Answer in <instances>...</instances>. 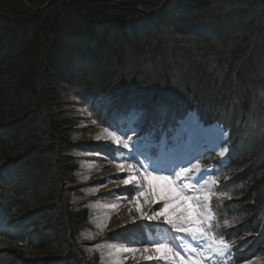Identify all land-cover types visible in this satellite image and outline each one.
<instances>
[{
	"label": "trees",
	"instance_id": "trees-1",
	"mask_svg": "<svg viewBox=\"0 0 264 264\" xmlns=\"http://www.w3.org/2000/svg\"><path fill=\"white\" fill-rule=\"evenodd\" d=\"M144 10L0 0V264H101L82 250L92 224L75 201L74 153L115 151L69 142L68 97L101 129L136 109L134 136L148 140L190 111L219 124L230 151L223 164L207 160L219 183L212 228L255 246L253 254L234 247L233 264H264V0H172ZM162 100L167 119L158 126ZM155 229L139 221L103 239L141 246Z\"/></svg>",
	"mask_w": 264,
	"mask_h": 264
},
{
	"label": "snow or ice",
	"instance_id": "snow-or-ice-1",
	"mask_svg": "<svg viewBox=\"0 0 264 264\" xmlns=\"http://www.w3.org/2000/svg\"><path fill=\"white\" fill-rule=\"evenodd\" d=\"M156 108L159 111H166L167 101L158 102ZM137 119L138 116L133 114L125 128H118L110 122L109 126L119 130L121 135H116L115 130L108 131L105 128L106 135L98 136L97 139H110L116 145H122V148L127 149L130 153L125 159L135 162L128 163L127 167L124 163L117 164L122 173L127 171L129 174L118 176L115 179L124 185H134L132 191L121 194V198L132 205L140 220L155 221L157 225L163 224L168 227L157 226L160 238H149L140 242L141 246L121 245L116 247L111 245L110 247L114 248L117 253H128L133 257L139 253L141 258L146 261H170L171 264H223L220 258H227L230 255V247L223 239L211 235L210 201L214 193L201 188V181L207 182V178L211 174L208 169H205L196 178L190 173L194 169L199 170V164H194V161H199L207 154V151L219 149L218 155L225 156L228 151L225 145L227 139L225 130L219 126L216 129H208L200 125L198 121L183 120L173 136L171 144L166 141L159 144H148V147L152 149V153L149 155L141 150L139 139L136 141L132 139L137 132V128L134 126ZM144 139L147 140V138ZM199 141L207 142L204 145L205 151L193 150L192 145ZM114 151H119V149ZM141 157H143L142 160ZM112 158L115 159L114 156ZM223 163L224 161H221V164ZM135 165H139L138 170H142L141 175H144L145 180L149 181L147 190L139 177L133 174ZM164 171L168 174L153 175V173ZM152 180L165 182L168 186L167 190L162 195H149ZM220 195H226V193H220ZM142 197L144 198L143 204L141 203ZM161 201L159 209L151 210L149 208L147 212L144 210L146 205L150 206ZM111 207L115 208L117 205H111ZM136 219L137 217H133V222ZM224 224L227 225L228 221L224 220ZM105 226L98 225L101 229ZM181 251L184 255H181ZM116 264H119V261Z\"/></svg>",
	"mask_w": 264,
	"mask_h": 264
},
{
	"label": "rangeland",
	"instance_id": "rangeland-1",
	"mask_svg": "<svg viewBox=\"0 0 264 264\" xmlns=\"http://www.w3.org/2000/svg\"><path fill=\"white\" fill-rule=\"evenodd\" d=\"M63 103L64 107L68 111L69 118L74 123V126L69 127V142L79 147L86 144L95 145V143H102V151L104 149V145H107L108 147V145L111 146L112 144L116 147V149H119V151H117V160L115 161H111V159H109L105 155V153L103 154V152L99 155L98 153H89L85 151H76L74 153V156L79 160L80 170L77 173V181L78 186L80 187V192L82 193V197H76L75 201L77 204L83 205L89 209V220L92 224V230H90L83 236L82 250L87 254V256H89L88 258L99 255L101 264H116L117 261H119V264H171L170 261H158L157 263L156 260H143L139 253L135 254V257H133L132 254L128 253H117L115 249L111 248L110 246L115 245L116 247H120L121 245L125 246L124 244L118 242H104L105 240L103 238L106 235H112L116 232L119 233L125 231L127 228L141 221L138 218V213L134 208H132V205L129 204L127 200L122 199L118 194V191L122 190L123 188H134V185H124L122 182L115 179L118 176H127L129 174L127 171L122 173L117 167L118 163H124L127 167L128 163L135 162L125 159L130 155V153L127 149H123L122 145H116L110 139H97L98 136L104 137L106 133L104 132V129L99 128L90 120L89 113L87 112L86 108H82L78 104V102L71 97L64 98ZM131 117L132 115L124 121L128 124V121L131 119ZM189 119L199 122L195 113H189L187 117L177 122L175 127L172 129L171 141L177 129L180 128L181 121ZM200 125L202 124L200 123ZM205 128L216 129L215 126ZM108 131L114 130L110 128L108 129ZM118 134L121 135V132L119 130L116 132V135ZM161 139L162 140L160 141V143L165 142L164 137ZM206 143V141L196 142L192 145V148L194 151H205L204 145ZM226 143L227 142H225V145ZM141 144V150L151 155V148L148 147V144L150 143H144L143 141H141ZM169 144H171V142ZM124 150H126V152ZM218 152L219 149H216V151H207L206 155L213 154L214 156H217L219 160H222L225 158L228 151L225 153L224 157H220L218 155ZM205 156H203L199 161H194V164H199V170L194 169L193 172L190 173V175H192L194 178L199 177L205 169H208L211 173V167L206 168L205 166H202V160ZM142 159L143 157H141V160ZM138 169L139 165H135L133 174L139 177L142 185L147 190L149 181L145 180L144 175H141L142 170ZM167 174L168 173L166 171L153 173V175ZM151 186L152 187L149 192V195L151 196H156L157 194L162 195L168 187L165 182L159 180H152ZM189 187H191V184H189ZM214 187L215 184L210 177L207 178V182H205L204 180L201 181V188L205 191L213 193ZM141 203H144L143 197L141 198ZM161 203L162 201L154 203L150 206L146 205L144 210L147 212L149 211V208H151V210L159 209L161 207ZM111 205H117V207L114 208L111 207ZM133 217H137L135 222H133ZM212 220L213 216H211V222ZM153 223L157 222L153 221ZM101 224L106 226L101 229L100 227H98V225ZM152 239L159 238L154 237ZM181 255H184L182 251ZM44 259H47L46 262L50 261L48 260L50 259L48 257ZM220 259L223 264H227L229 261V256L227 258L222 257Z\"/></svg>",
	"mask_w": 264,
	"mask_h": 264
},
{
	"label": "water",
	"instance_id": "water-1",
	"mask_svg": "<svg viewBox=\"0 0 264 264\" xmlns=\"http://www.w3.org/2000/svg\"><path fill=\"white\" fill-rule=\"evenodd\" d=\"M86 1H100L109 5H117V6H127L134 7L137 9H142L144 7H156V8H164L167 6L172 0H164L162 2H156L155 0H143V1H125V0H86Z\"/></svg>",
	"mask_w": 264,
	"mask_h": 264
}]
</instances>
